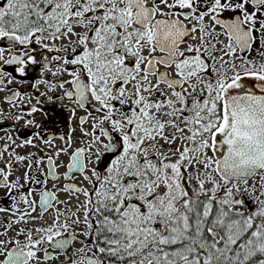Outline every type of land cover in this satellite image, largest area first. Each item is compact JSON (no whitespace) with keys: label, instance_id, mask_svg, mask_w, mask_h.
I'll list each match as a JSON object with an SVG mask.
<instances>
[{"label":"snow or ice","instance_id":"snow-or-ice-1","mask_svg":"<svg viewBox=\"0 0 264 264\" xmlns=\"http://www.w3.org/2000/svg\"><path fill=\"white\" fill-rule=\"evenodd\" d=\"M0 264H264V0H0Z\"/></svg>","mask_w":264,"mask_h":264},{"label":"flooded vegetation","instance_id":"flooded-vegetation-1","mask_svg":"<svg viewBox=\"0 0 264 264\" xmlns=\"http://www.w3.org/2000/svg\"><path fill=\"white\" fill-rule=\"evenodd\" d=\"M52 107H54V106H49L50 109H51ZM21 150H24V149H21Z\"/></svg>","mask_w":264,"mask_h":264},{"label":"rangeland","instance_id":"rangeland-1","mask_svg":"<svg viewBox=\"0 0 264 264\" xmlns=\"http://www.w3.org/2000/svg\"><path fill=\"white\" fill-rule=\"evenodd\" d=\"M21 151H24V150H21Z\"/></svg>","mask_w":264,"mask_h":264}]
</instances>
